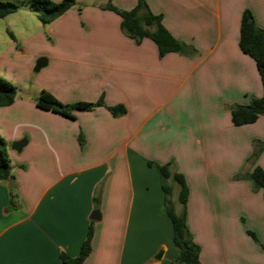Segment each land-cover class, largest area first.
Wrapping results in <instances>:
<instances>
[{
    "label": "crops",
    "instance_id": "obj_1",
    "mask_svg": "<svg viewBox=\"0 0 264 264\" xmlns=\"http://www.w3.org/2000/svg\"><path fill=\"white\" fill-rule=\"evenodd\" d=\"M145 2L181 51L159 57L151 39L135 42L121 31L120 16L97 3L47 24L49 36L32 48L34 59H46L42 71L24 84V97L0 107L12 166L11 177L0 180V264H64L60 254L76 256L90 224L91 251L82 264H179L158 170L163 164L189 187L186 225L201 264H246L222 235L234 219L206 211L193 193L197 173L191 177L184 162L194 151L190 144L202 141L204 152L214 154L223 136L222 151L233 154L244 140L264 138V115L235 126L229 109L262 94L255 62L238 40L245 9L264 29V0ZM41 90L64 104L101 98L103 105L68 117L37 107ZM119 104L125 112L112 115L107 106ZM22 138L20 151L10 147ZM178 191L169 199L180 214ZM252 247L249 264L251 254L264 264L263 249Z\"/></svg>",
    "mask_w": 264,
    "mask_h": 264
},
{
    "label": "rangeland",
    "instance_id": "obj_2",
    "mask_svg": "<svg viewBox=\"0 0 264 264\" xmlns=\"http://www.w3.org/2000/svg\"><path fill=\"white\" fill-rule=\"evenodd\" d=\"M7 1L16 3L18 9L0 18V81H8L15 86V97H24L26 90L24 84L39 76L43 69L34 71V65L38 57L34 59L30 52L32 48H36L39 36L43 35L47 39L49 36L48 25L40 23L36 14L30 9L28 0ZM52 1L57 2L60 0ZM75 1L76 4L69 10L80 11L94 3L101 5L102 8L108 3L119 8L118 5H122L126 0ZM30 21L34 22L30 23ZM15 26L22 28L25 35L18 37ZM5 37L6 39H4ZM233 105L235 104H231L229 109ZM224 139L225 137L220 136L218 138L219 142L216 141L213 146L219 145L218 149L223 150L221 141ZM203 147L202 141L199 147L193 146L192 148L190 144L189 149H194V151L189 153V161H183L184 166L188 167L186 169L193 171L191 177L197 173L195 176L199 184L193 186V193L199 195V199L204 200L206 211H218L219 214L229 215L230 220L234 219V222L231 223L233 230L230 228L231 231L223 232L222 235L230 238L226 243V247L233 251L236 257L238 256L236 259L249 264L247 253L252 250L250 247L254 246L252 248L260 249L261 244L264 243V208L261 206H264L262 189H257L248 177L249 167L261 166L260 162H264L263 159L260 160L264 155V138L252 137L250 140H244L242 146H237L233 154L222 150L214 152V154L212 152L206 153ZM205 157L209 159L210 163L208 159L206 161ZM208 164H210V168ZM164 182L169 186V196L175 189L179 188V184L172 178H166ZM171 203L173 208L176 206L177 212H179L180 206L178 203L173 204L172 201ZM247 230L252 232L255 238ZM215 236L218 237L217 231ZM244 253H246V256H244ZM250 256L253 258V263L250 260V264H256L252 254Z\"/></svg>",
    "mask_w": 264,
    "mask_h": 264
},
{
    "label": "trees",
    "instance_id": "obj_3",
    "mask_svg": "<svg viewBox=\"0 0 264 264\" xmlns=\"http://www.w3.org/2000/svg\"><path fill=\"white\" fill-rule=\"evenodd\" d=\"M30 9L36 14L41 24H49L75 4V0H28ZM104 9L114 11L120 16V29L128 37L139 43L143 38L151 39L157 46L158 56L162 57L168 52H178L182 50V44L163 25L162 16L153 13L145 0H137L130 9H121L108 3ZM18 9L16 3L0 0V18L15 12ZM240 50L250 56L255 62L257 72L260 77L262 94L258 97L252 96L245 104H235L230 109L231 122L235 126L250 124L255 122L259 116L264 115V29L258 27L249 10H243L239 25ZM16 88L8 81H0V107L11 104L15 98ZM37 107L50 110L64 116L72 117V111L91 110L96 106L103 105L102 99L95 102H76L72 104L61 103L55 96L46 90H41L35 97ZM112 115H120L125 112L123 105L107 106ZM169 164L158 166L162 179V189L164 192L165 213L171 222L172 242L178 249L176 261L179 264H201L199 258L200 247L193 240L192 234L186 225V202L188 197V187L183 175L179 172H171ZM11 163L7 152V143L0 136V180L11 177ZM172 176L179 184L178 200L182 206V211L177 214L169 199L170 189L164 183V179ZM248 177L257 189H262L264 199V169L255 165L248 172ZM253 238L254 234L247 230ZM93 228L90 224L85 238L80 244L76 256L70 257L61 253L60 258L64 264H82L91 251V238ZM264 251V244H261Z\"/></svg>",
    "mask_w": 264,
    "mask_h": 264
},
{
    "label": "water",
    "instance_id": "obj_4",
    "mask_svg": "<svg viewBox=\"0 0 264 264\" xmlns=\"http://www.w3.org/2000/svg\"><path fill=\"white\" fill-rule=\"evenodd\" d=\"M46 63V59L44 57H39L34 65V71H38L41 67H43ZM25 139H19V140H15L9 143L10 147L12 149H15L16 151H20V149L22 148V146L25 144ZM96 212V210L93 212V214ZM91 218L95 219L96 217L94 215L91 216Z\"/></svg>",
    "mask_w": 264,
    "mask_h": 264
},
{
    "label": "clouds",
    "instance_id": "obj_5",
    "mask_svg": "<svg viewBox=\"0 0 264 264\" xmlns=\"http://www.w3.org/2000/svg\"><path fill=\"white\" fill-rule=\"evenodd\" d=\"M31 22H34V21H30V23ZM15 31L18 37L25 35V33L23 32V29L18 26H15ZM4 39H6V37Z\"/></svg>",
    "mask_w": 264,
    "mask_h": 264
}]
</instances>
